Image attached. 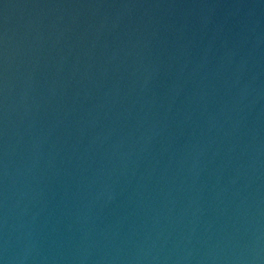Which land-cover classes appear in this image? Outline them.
<instances>
[{
	"label": "water",
	"instance_id": "water-1",
	"mask_svg": "<svg viewBox=\"0 0 264 264\" xmlns=\"http://www.w3.org/2000/svg\"><path fill=\"white\" fill-rule=\"evenodd\" d=\"M0 264H264V0H0Z\"/></svg>",
	"mask_w": 264,
	"mask_h": 264
}]
</instances>
